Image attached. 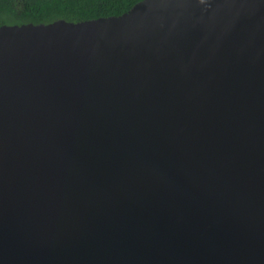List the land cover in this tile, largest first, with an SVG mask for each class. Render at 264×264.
<instances>
[{"label": "water", "instance_id": "95a60500", "mask_svg": "<svg viewBox=\"0 0 264 264\" xmlns=\"http://www.w3.org/2000/svg\"><path fill=\"white\" fill-rule=\"evenodd\" d=\"M0 264H264V0L0 26Z\"/></svg>", "mask_w": 264, "mask_h": 264}, {"label": "trees", "instance_id": "16d2710c", "mask_svg": "<svg viewBox=\"0 0 264 264\" xmlns=\"http://www.w3.org/2000/svg\"><path fill=\"white\" fill-rule=\"evenodd\" d=\"M141 0H0V26L121 15Z\"/></svg>", "mask_w": 264, "mask_h": 264}, {"label": "bare ground", "instance_id": "6f19581e", "mask_svg": "<svg viewBox=\"0 0 264 264\" xmlns=\"http://www.w3.org/2000/svg\"><path fill=\"white\" fill-rule=\"evenodd\" d=\"M28 200V203L27 204H31V202H30V198H28L27 199ZM14 210H16V211H18V212H20L18 209H14ZM9 212H10V216H11V214H12V210H9ZM21 213V212H20ZM22 214V213H21ZM24 215L22 214V219L21 220H23L24 218H25V216L23 217Z\"/></svg>", "mask_w": 264, "mask_h": 264}]
</instances>
